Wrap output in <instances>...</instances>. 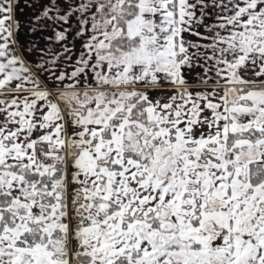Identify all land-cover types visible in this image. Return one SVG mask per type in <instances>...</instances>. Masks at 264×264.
Listing matches in <instances>:
<instances>
[{"label": "snow or ice", "instance_id": "obj_1", "mask_svg": "<svg viewBox=\"0 0 264 264\" xmlns=\"http://www.w3.org/2000/svg\"><path fill=\"white\" fill-rule=\"evenodd\" d=\"M21 2L0 264H264V0Z\"/></svg>", "mask_w": 264, "mask_h": 264}, {"label": "crops", "instance_id": "obj_2", "mask_svg": "<svg viewBox=\"0 0 264 264\" xmlns=\"http://www.w3.org/2000/svg\"><path fill=\"white\" fill-rule=\"evenodd\" d=\"M26 3H27V0H22L20 7L23 9V12L20 13L18 11V13H17V18L21 22V27H22L21 28L22 31H20V34H19L20 35V40H21L22 43H25V44L29 43L31 39H37V37H35V36L30 37L27 34V32H26V29L28 27V20L33 15V13L26 7ZM45 34H50V33H45ZM39 46L41 48L44 47L45 46V41H43L41 39L39 41Z\"/></svg>", "mask_w": 264, "mask_h": 264}, {"label": "rangeland", "instance_id": "obj_3", "mask_svg": "<svg viewBox=\"0 0 264 264\" xmlns=\"http://www.w3.org/2000/svg\"><path fill=\"white\" fill-rule=\"evenodd\" d=\"M207 19V22H209V23H211L212 22V20L214 19V17L212 16V14H211V12H210V15H209V17L208 18H206ZM22 28V27H21ZM20 28V31H22V29ZM202 30V29H201ZM42 43V42H41Z\"/></svg>", "mask_w": 264, "mask_h": 264}]
</instances>
